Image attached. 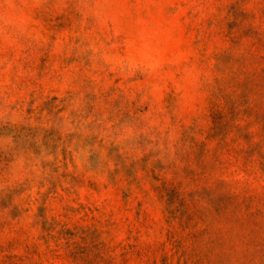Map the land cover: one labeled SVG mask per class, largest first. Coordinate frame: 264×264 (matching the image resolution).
Segmentation results:
<instances>
[{"label": "rangeland", "instance_id": "obj_1", "mask_svg": "<svg viewBox=\"0 0 264 264\" xmlns=\"http://www.w3.org/2000/svg\"><path fill=\"white\" fill-rule=\"evenodd\" d=\"M0 264H264V0H0Z\"/></svg>", "mask_w": 264, "mask_h": 264}]
</instances>
